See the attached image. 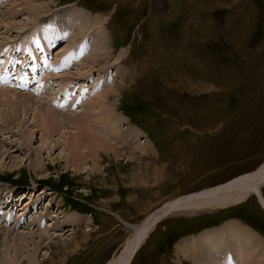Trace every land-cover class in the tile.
I'll use <instances>...</instances> for the list:
<instances>
[{
	"label": "rangeland",
	"instance_id": "374dc122",
	"mask_svg": "<svg viewBox=\"0 0 264 264\" xmlns=\"http://www.w3.org/2000/svg\"><path fill=\"white\" fill-rule=\"evenodd\" d=\"M72 1L37 0L34 3L37 2L42 11L35 16L25 8L23 0L0 1L3 12L0 11V42L15 39L26 27L34 31L28 33L32 40L40 34L43 41H48L45 39L53 31L63 36L55 42L52 36L44 47L49 51L48 45L55 46L54 52L62 51L54 57H60L59 62L49 63L58 69L54 72L55 78L49 75L54 86L63 85L59 84L63 74L86 72V68L81 69L80 61L74 59L72 51H81L80 59L87 42L82 45L79 40L65 54L66 48L77 38L52 20L56 18L61 22L71 8H75V5H69ZM76 1L109 12L97 14L85 7H76L77 10H88L94 18L105 21L103 23L108 22L115 54L105 65L107 71L102 69L106 68L104 65L93 69L98 71L97 80L100 81L85 86L90 94L80 96L75 108L53 105L54 109L72 110L78 114L90 111L94 119L105 116L99 107H88V102L103 90V83L112 84L109 82L111 77L120 80L114 75L120 65L112 68V64L120 62V67L135 74V70L122 63L129 50L123 44L131 41L135 34L136 41L143 45L147 43L155 58L149 60L143 57L145 53L133 50V60L140 67L134 82H126L125 90L118 97V112L128 119L121 123V127L137 126L151 138L158 151H149L143 157L137 154L129 161L125 156L130 154L128 147L120 143V156L101 151L99 163L102 169L92 170V151L88 157H82L83 163L74 161L73 156L68 161L71 151L64 140L76 133V127L69 126L66 135L59 130L46 137L36 127L38 121L32 117L34 112L27 115L20 112V119L28 123L22 129L19 126L18 131L3 122L10 109L0 105V118L5 117L0 120V124L3 123L2 127L0 125V200L13 207L18 204L17 210H20L14 214L20 215L25 210L27 218L21 226L0 220V228L3 227V231L8 228V233L11 231L10 235L0 233V256H6V259L15 253L3 242H10L14 233L45 231L40 249L25 253L35 256V264H106L131 238L132 227L128 225L139 223L147 216L145 212L150 208L145 211L134 209L136 204L139 206V201L146 207L151 203L159 206V196H163V202H166L167 199L224 185L256 172L264 163V0ZM156 10L160 12L158 19L154 15ZM38 21L42 23L33 26ZM167 37L169 45L162 43ZM62 40H67L65 48V43L59 44ZM48 51H43L47 62L50 61ZM65 57L74 61L65 62ZM26 58L30 57L26 55ZM37 60L41 66L46 63L38 56ZM144 65H147L146 69ZM91 71L87 78L93 80ZM140 75L143 76L138 77ZM80 78L76 76L70 83L68 79L64 81L67 82L66 93L75 89ZM51 94V97L56 95ZM77 96L75 92L71 101ZM40 97L43 96H37ZM100 123L97 130L108 132L105 122L101 120ZM29 126L35 127L31 129L35 134L27 133ZM68 143L71 144L72 140ZM76 148L81 155L89 151L88 148ZM157 154V161L154 157L149 158ZM39 161L43 167H36ZM79 166H82L81 170H78ZM156 169L158 172L154 175L152 171ZM262 191L264 193V186ZM253 195L245 203L209 213L200 210L169 215L171 222L157 223L159 228L140 247L132 264H168L167 260L170 264H180L175 255L179 241L195 237L189 234L192 231L199 232L196 233L198 236L211 229L215 231L232 219L253 228L263 238L264 206ZM4 207L0 206V210ZM109 209L120 211L129 218L126 222L130 224L127 225L116 212H108ZM49 235L53 238H48ZM36 241L40 242V238ZM29 247L34 248L32 244ZM20 253L18 264H30L25 254Z\"/></svg>",
	"mask_w": 264,
	"mask_h": 264
},
{
	"label": "bare ground",
	"instance_id": "6f19581e",
	"mask_svg": "<svg viewBox=\"0 0 264 264\" xmlns=\"http://www.w3.org/2000/svg\"><path fill=\"white\" fill-rule=\"evenodd\" d=\"M35 1L37 0H23V4L25 5V8H27L34 16L38 15L42 11L40 10V6L36 4L37 2L34 3ZM71 9L72 10H70L68 15L65 14L66 15L65 16L63 14L65 17L63 18L64 20L61 19L62 20L61 22H59L58 19L56 20V18L55 19L53 18L52 20L54 21L56 26H60L61 28L64 26L62 28L63 30L67 31V33L72 35L74 38L75 37L77 38V41L74 39V42H72V38L70 37L72 43H70L69 46L66 48L65 54L68 52L67 49L71 48V46H74L76 43H79L80 38L87 37L86 38L87 40H85L84 42V43L87 42V46L85 50L86 54L84 52L81 58L78 59V57L81 55L79 52L81 51L79 52H74L75 50L72 51V55L75 57L74 59L77 60V62L80 61V63L82 64L81 69L82 67L83 69L86 68V72H79L78 74L74 73L72 75H70V73H66L67 75L63 74L64 76H61L62 78L61 81L59 82V84L62 83L63 85H66L67 83V82L64 83L66 79H68L69 82L70 80L72 81V79H74L76 76H78V78L79 76L81 77L85 76L86 78L89 77L88 72L90 73V71L95 69L97 65L107 66V64L109 63L108 61L115 52L113 36L111 35V32L109 33L107 28L108 22L103 23L105 21H100L101 19L100 18L97 19L98 17H95L96 18L95 20V18L90 13H88V10L86 11L83 8L80 9L78 8L77 10L76 7L75 8L72 7ZM0 11L2 12V9ZM2 18H4V16H2ZM80 27L82 29H80ZM79 29L82 31H79ZM52 34L53 32L50 35H48V39L46 38L45 40L50 41L49 38L52 37ZM60 36L61 34L57 33V36L55 37V40L53 39V41L55 42L56 40H58ZM78 36L80 38H78ZM61 38L63 39V36H61ZM48 46L49 48H51L50 45ZM46 48H44L43 51H48V49ZM116 59L118 61H121L120 58H116ZM25 60H27V58H25ZM64 60L65 62H68L69 60L71 61L73 59L70 57H65ZM49 63H53V62L50 61L46 62L45 64H43L44 66H42V68L50 67ZM117 64L121 66L120 62H118ZM64 65L65 63L62 66ZM120 66L117 69L116 73L114 74L115 76L118 75L120 80H118V78H116L115 80L114 76L111 77L109 82H112V84L110 85L107 83L108 85L107 84L104 85L103 83V90H100V88H98V90H100L98 91V96L96 98H92L91 101L88 102L87 105L88 107L90 108L92 107L93 109L99 107L104 113L105 116L100 117L99 119H94L95 117L92 115V113H90V111H88V108L87 111L89 113L83 112L80 114L72 110H67L70 111L71 113L69 112L67 113V111L64 112L62 110H58L59 108L58 106H57L58 108L54 109L55 107H53L51 103H48L46 97L43 96L37 98V96L35 97L33 94H31V92L23 91L21 89L18 90L17 88H15L13 91V88H11V86L9 85H3V86L0 85V105L5 107L7 106V108L10 109V112L9 113L7 112V115L5 114L7 119L4 120L2 118L4 116H2L1 118L4 120L3 122L5 124H7L8 126H13L14 128H17L19 131L24 127V125H27L28 123L20 119L19 117L20 112L24 113V115L34 112L32 117H34V119H37L38 121V122L36 121L38 123L36 127L39 128V130H41L43 135L46 137H51L52 132L59 130H62L63 132L61 133L66 135L69 126H74L73 128L76 127L78 129V130L76 129L77 130L76 133L73 134L71 133L69 135V138L67 140L66 139L64 140L66 146L70 148L71 151L68 161H70L71 156H73L74 161L77 160L79 163H83L81 162L82 157H88L90 155V151H92L93 154L91 156L94 155V158L93 157L91 158L93 161V165L91 166L92 170L98 169L101 171L102 169L101 164L99 163L100 162L99 159L101 157V151H103L108 155L109 154H111L112 156L114 155L115 157L120 156L121 155L120 153L121 151L119 150L120 143L121 145L128 147L127 149L129 150L130 154L126 153L125 156L128 158L129 161L135 158L137 154L143 157L147 155L149 151L157 152L158 151L156 150L157 147L153 145V141L149 136L147 137L145 135L143 130H140L137 126H134L133 124L127 125L126 127L124 126L121 127V123L124 122L126 123L128 119L118 112L119 101L117 102V100L119 99L118 97L120 96V93H122L125 90L126 82H131V81L134 82L135 79H134V74H132L128 69L126 71L125 68ZM102 69L104 71H107L108 68L106 67ZM56 71H58V69L55 68L51 69V71L47 72L49 73L48 76L52 75V78H55L54 72ZM51 79L50 77L49 79L46 78L44 82L41 84V89L44 88L52 89L54 85H52L53 82ZM39 93H40L39 95L43 94L41 91H39ZM51 93H56L57 95V91L52 90L49 92L47 97L50 98ZM107 99H112V100L108 101ZM1 118L0 120H2ZM101 120L105 122L104 125L106 126V131L108 132L103 133L104 131L99 132L97 130L99 129V125H101L100 123ZM17 121L20 122L18 123ZM21 122H23V125H21ZM32 128L35 127L29 126L28 128H26L27 133L30 132L32 135L35 134L33 130H31ZM69 140H72L71 144L68 143ZM76 147L79 148L81 147L82 149L88 148L89 151H85V153L81 155L80 153L76 152V150L78 149ZM75 156H81V158H76ZM153 157L154 160L157 161L158 154L156 156H150L149 158L152 159ZM86 159L87 158H85L84 161ZM41 165L42 163L38 164L36 167L38 166L43 167V165L42 166ZM81 169L82 166H79L78 170ZM152 172L155 175L158 172V169ZM161 175H159V177ZM139 179L142 180L140 176ZM166 180L167 179H165L164 181ZM263 186H264V163L262 164L261 168L256 172L254 171L249 175H245L244 177H240L238 179L229 181V183L227 184L220 186H213L206 190L203 189L194 194H190L186 196L181 195L179 197L167 199L166 202H162L165 200V198H163L161 199L162 203L159 204V206H154V203L153 204L151 203L149 204V206L147 204L146 207L145 204L143 205L142 203H140L142 201H139L138 202L139 206H137L138 204H136L135 209L136 208L147 209L150 207H155V208L152 211H150V213L147 214V216L142 221L134 225L131 224V226L128 225L130 223L126 222L129 220V218H125L121 213L118 214V216L126 224L128 223L127 225L130 228L132 227V235L131 238H129L126 241L127 243L126 246L123 249H121L119 253H117V255L109 259V261L106 264H132L134 257L137 254L140 247L143 244H146V241L149 240L150 235L153 233V231L157 229L158 227L156 226L157 223L160 222L163 218H166V216H169L173 213H182V212L193 213L195 211L198 212L200 210L202 211V213L203 212L209 213L217 209L227 208L232 205L235 206L245 203L246 200L249 197H251V195L253 194H254L253 196L257 198L259 204L264 206V193L262 191ZM4 205L5 203L0 200V206L4 207ZM7 206L5 205V207ZM223 225L222 227H219L217 229L215 228V231L211 229L209 231H206L205 233L201 232L199 236H197L196 238L190 236L188 238H184L183 240L179 241L178 245L175 248V255L177 261L180 264H187V263L188 264H247L248 262H252V264H264V237L262 238L258 233H256L255 230H253V228L249 227L248 225L245 226V224L243 225L235 219H232L228 223H225ZM2 228H0V233L3 231ZM6 229L7 231H3L2 233L5 234L7 233L10 235L11 231L9 230L10 232L8 233V228ZM44 233L46 232L44 231L41 233H34V232L22 231V232L14 233L13 235H15V237L10 242L4 241L3 243L8 248L9 246H11L15 254H13L14 256L12 255L11 257L7 255L9 259H6L5 258L6 256L4 257L0 256V264H18V257L20 252H22L23 254H25L26 252L28 253L31 252L33 253V251L37 252L38 249H40L39 247H41L40 246L42 239L41 237L45 235ZM38 238H40V242L36 241ZM48 238L52 239L53 235H49ZM196 241L199 242V245L196 246L198 250L193 249L191 246ZM29 244L30 245L32 244L34 248L31 249L29 247ZM44 245H48V244L44 243ZM33 256H34L33 254H25V257H27V261L30 264H35V260L33 259ZM186 261L187 263H185Z\"/></svg>",
	"mask_w": 264,
	"mask_h": 264
},
{
	"label": "crops",
	"instance_id": "0c3cea01",
	"mask_svg": "<svg viewBox=\"0 0 264 264\" xmlns=\"http://www.w3.org/2000/svg\"><path fill=\"white\" fill-rule=\"evenodd\" d=\"M162 195V194H161ZM160 197V199L159 200H161V199H163V196H159ZM162 197V198H161ZM165 201V200H164ZM163 202V201H162ZM161 202V203H162ZM155 207H150V209H149V211H146L145 212V215H147V214H149L150 213V211H152L153 209H154ZM135 209V208H134ZM139 209V210H138ZM141 209V210H140ZM148 209V208H147ZM135 210H137V211H145V208H136ZM108 212H116L117 213V215L119 214V213H121L120 211H113V210H108ZM112 214V213H111ZM122 214V213H121ZM144 215V216H145ZM125 217V216H124ZM126 218V217H125ZM175 218H173L172 220H174ZM161 222H165V223H169V222H171V220H168V216H166V218H163L162 220H161ZM191 237H193V236H191ZM188 238V237H187ZM194 238H196V237H194ZM167 262H168V264H170L169 263V261L167 260ZM247 264H252V262H248Z\"/></svg>",
	"mask_w": 264,
	"mask_h": 264
}]
</instances>
